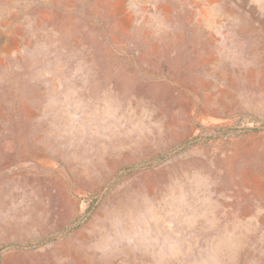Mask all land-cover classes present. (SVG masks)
Returning a JSON list of instances; mask_svg holds the SVG:
<instances>
[{
	"label": "rangeland",
	"instance_id": "rangeland-1",
	"mask_svg": "<svg viewBox=\"0 0 264 264\" xmlns=\"http://www.w3.org/2000/svg\"><path fill=\"white\" fill-rule=\"evenodd\" d=\"M0 264H264V0H0Z\"/></svg>",
	"mask_w": 264,
	"mask_h": 264
}]
</instances>
